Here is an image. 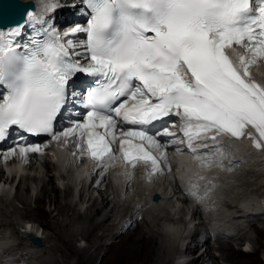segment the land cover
Instances as JSON below:
<instances>
[{"label":"snow or ice","instance_id":"obj_1","mask_svg":"<svg viewBox=\"0 0 264 264\" xmlns=\"http://www.w3.org/2000/svg\"><path fill=\"white\" fill-rule=\"evenodd\" d=\"M80 11L87 26L63 36L51 26L25 34L27 23H0V143L14 137L0 155L41 153L24 134L78 138L79 151L106 174L118 141L124 161L149 164L152 175L173 145H185L203 167H224L225 136L264 150V85L251 76L264 62V0H84ZM77 33L86 39H66ZM78 74L95 78L82 97L72 89ZM78 101L86 113L73 114ZM170 116L182 121V138ZM65 119L70 126L57 135ZM208 140L210 155L196 146L208 148Z\"/></svg>","mask_w":264,"mask_h":264},{"label":"rangeland","instance_id":"obj_2","mask_svg":"<svg viewBox=\"0 0 264 264\" xmlns=\"http://www.w3.org/2000/svg\"><path fill=\"white\" fill-rule=\"evenodd\" d=\"M4 163L7 164L6 161ZM15 164L17 165L16 171L20 170L21 172L19 171L16 173L15 170L12 171L14 174H18L19 177L15 180V182H12L10 184L7 183L6 185L5 183H2L4 184V189L9 188L8 185L10 186V188H13V191L11 189L5 190V192L7 190L12 191V195L8 194L10 193V191H7L6 193L0 191V193H3V196L2 194H0V197H2L0 198V232L5 231L3 233H0V236H3L4 233H9L13 238H15L14 242L16 245L23 243L24 245L21 247V250L30 253V255L33 256L32 258L35 259L38 264H87L86 261L88 257L93 255L95 264H123L130 262V258H128L130 256H127V254L124 253L123 254L125 256H122L124 259H121V257L119 259V252L121 253L122 251L121 245H118L119 247L117 248L114 246L111 248L113 250H109V245L113 242V240H116V238L108 236L109 232H107L106 229L109 225H118L121 217L127 214L129 210L128 208L132 203V199L120 198L119 201H114L113 198L112 200L116 202L117 205L113 207L114 202H110L107 208H104L106 205L102 204L101 195L104 186L99 187L97 186L98 183L96 182L91 184V181L89 180L87 183L86 181H79V183H82L78 187L77 184L75 185V183H73L74 177L72 175V172L75 170L74 168L67 169V171H65V175L61 176L58 172L47 174V171L42 166L41 162H36L34 159H23L19 163L15 161ZM26 169V172L23 171ZM9 174L10 173H6L5 178ZM22 175H25V179H22L21 182L20 176ZM258 177L256 176V182L254 183L252 181L250 183V186H244L242 189L239 187L238 194L241 195L247 191L253 190L254 188L260 190L259 192L257 191L258 193H256L255 196H258V199L262 198L261 195H264V176ZM49 179L53 180L52 184L55 186V190H52L51 182L48 181ZM163 179L164 178L162 177V181L160 183L159 181H156L152 185L155 187H162L164 185ZM107 182L109 183L108 179ZM12 185H15V189ZM44 187H47L48 193L45 196H42L41 194ZM113 189H115V187H113ZM224 194L225 193H222L221 195ZM230 194L234 195L233 190H231L230 193L227 194V196H230L229 199L231 201H234L235 199L233 200V196ZM55 196L59 197L60 199V203L57 206L54 203L49 202V199ZM255 196L252 195V197H254V200L250 202L253 208L258 207V203L256 202V200L258 199H256ZM22 200L28 201L29 209L42 210L45 213V216L39 217L37 212L26 213L24 209L26 207L23 205ZM39 204H42V206H40ZM67 205L70 206V208L67 207L68 211L66 213L64 212L63 215H58L60 207ZM174 206H177V209L175 210L176 214L181 217V215H183V210L186 209V204L181 203L179 199L175 198L172 201L166 202V205L162 207L163 212L161 213V215H165V213L167 214L170 209H173ZM97 209L102 210V214L100 212L99 214L95 213V210ZM153 212L149 209L144 213L145 220H143L140 224L142 233L137 234V228L136 231L135 228L131 229V235H128L129 238L126 237L120 243L125 246L127 242H132L133 238L137 236L141 242H145V244H151L150 242H157L156 238H154L155 236L165 246L164 248V246L159 245L160 254L159 257L155 259V263L157 262L156 264H158L159 262V264H175L173 262L179 252V242L175 238L173 239L170 234L165 229H163V227L161 226V220L155 221V219H153ZM90 213H93L94 216ZM89 216H91L92 218ZM105 219H108V221L105 222ZM24 223H30V226L34 229V231H37L39 229L43 230V242L39 247L32 246L31 242L24 238L25 235L21 231L24 230ZM256 224L257 228H251L249 226L248 230L245 232L240 229V236L246 240V248L250 250L249 252L257 249L260 250L259 256L263 262L264 245L261 247L258 246L257 241L259 240L258 228L263 229L264 222L259 221L256 222ZM93 226L96 227L93 228ZM113 228L114 230H116V226H113ZM205 232L206 235H209V231L207 229L205 230ZM135 233L137 235H133ZM62 238L64 239V241ZM146 239L148 242L146 241ZM117 241L119 242L120 239L118 238ZM68 242L73 243L72 248L69 247ZM117 243L115 242V244ZM220 243H231V245L235 247L234 249L238 251L242 246V243H236L234 239H223L220 237H218L216 240L209 239L208 245L212 246V253L214 252L216 257L218 258L220 256V252L217 251V247ZM4 246V244L0 243V247ZM205 246L204 244H200V246L195 249L194 253H197L199 255L201 253H204ZM145 249L146 246L144 247L143 252H146ZM225 250L228 254L231 253L228 248H225ZM77 252L82 253V256H78ZM194 255L195 254H189L188 256H186V259L192 258ZM241 257L242 258L240 259L249 258V256L245 255H242ZM117 258L118 260H116ZM233 258V256L230 257V259ZM205 260H207V257H203L201 263H204ZM119 261L122 262L120 263ZM250 262L255 264L254 258H252ZM219 263L229 264L227 262H223L222 259H219ZM230 264L232 263L230 262Z\"/></svg>","mask_w":264,"mask_h":264},{"label":"bare ground","instance_id":"obj_3","mask_svg":"<svg viewBox=\"0 0 264 264\" xmlns=\"http://www.w3.org/2000/svg\"><path fill=\"white\" fill-rule=\"evenodd\" d=\"M23 1H28V0H23ZM48 1L49 0H46V2H48ZM46 2L42 3V4H46ZM42 4L40 3L41 8L43 10L46 9L45 6ZM68 7H69L68 10H71V5ZM76 8H78V7H76ZM252 78L254 80L258 79V80H260V82H264V64L260 65L259 69L255 72V75ZM220 142L225 143V144H222L223 145L222 149L226 154L231 155L235 158L241 157L240 161L237 160L238 162L236 165H233L230 159H228V160L223 159L224 167H219V166H216L215 164L211 167H203L201 165L200 161L197 160L194 155H192V157H193V159H192V158H189L187 156V154H185V153H182V152L172 153L171 152L168 156L169 159L167 158V161L165 162V166L166 167L170 166V164H172V162L177 163L178 164L177 165V172L179 173V175L185 176V179L187 182H190L191 178L192 179L194 178L195 181H197V183L199 184L198 181L200 180V176H202V174L205 175L206 178H210L211 181H209L207 179H205L203 181V182H205V184L209 185V187H208L209 191H207V194L203 192L205 188H200V191L202 192V194L204 196V198H201V202H203L204 205H211V204L215 205V206L224 205V203H226L230 200L229 199L230 196H227V194H229L230 191L233 190L234 195H232V194H230V195L234 196L233 200L234 199L235 200L231 201L232 203L230 204L229 208L230 209H237L239 207V203H240V201H239L240 197L238 196V193H239L238 188L240 187L242 189L244 186L248 187V186H250V183L252 181L255 183L256 182V176L257 177L258 176H261V177L264 176V153H262V154L261 153L260 154H256V153L251 154L249 146L247 145V142H235V141L230 140L227 137H224ZM228 142L233 143L234 145L227 144ZM196 146H200V144H197ZM202 152H204V150H202ZM55 154H56L55 157H51V156L48 157V154H46L45 157L42 156V161H40V162H43L42 166L47 171V174L56 173V172L61 171V170L67 171V169H73L74 168L75 170L72 172L73 173L72 175L74 177L73 183H75V185L77 184L78 187L82 183V182L79 183V181H86V183H87L90 180V178H92L91 184L96 182V183H98L97 186H99V187L104 186V189L103 190L101 189L103 191V192H101L102 204L106 205L104 208H107V206L110 204V202L113 203L114 201H119L120 198L123 199V196H125L126 199H129V198L132 199L131 201L133 203L134 202H136V203L142 202V203L146 204L147 200L145 198V194L143 192L138 193V191L139 190L140 191H149L150 190V184L152 187H154L152 184L156 181H159V183H160L162 181V177L165 179L166 174H167V173H165L161 177H158L155 174L149 175L148 174L149 172H147L143 178L136 177L135 180L132 182V185H131L132 189H134V187H138V190L136 192H133V193L126 192L125 193L126 189H124L123 185L127 182V179H126L127 177L125 179L121 180L122 177H120V175H121L122 171L120 169H122V167H123L122 165L115 162L114 164H118V165L111 170V171H118L119 172V173H116L119 175L114 174L112 176L114 179H116V181L114 182L116 187H115V189H113L112 184L110 183V181H109V183L107 182V176L104 175L103 173L98 174L90 166H87L84 171L80 170L81 167L75 166L74 163H72L73 155L67 157V155L65 153L60 152V151L55 152ZM68 154L71 155V153H68ZM208 154L210 155L212 153L208 152ZM8 157H10V156H8ZM32 158L34 160L35 159L37 160L36 157H32ZM0 160H1V158H0ZM6 166H7L8 172L10 174L5 178L6 172L2 168L3 167L2 163H0V191L4 192V193H6L7 191H10V190H7L5 192L6 189L12 190L13 188L12 187L10 188V186L8 185L9 188L4 189L5 187L3 186L4 184H2V183H5L7 185V183L10 184L12 182H15V180L19 177V175L14 174L12 170H15L16 173L20 171L19 169H18L19 171H16L17 165L15 164V159L13 160V162L10 161ZM18 168H19V165H18ZM187 170L189 171L188 173H187ZM23 171L26 172L27 169L23 170ZM86 174H89V175L87 176ZM60 175L62 176V174H60ZM123 176L124 177L126 176V172L123 173ZM22 179L23 180L25 179V175L20 176L21 182H22ZM246 180H248V181H246ZM9 181H11V182H9ZM48 181L51 182L52 190H55V186L52 184L53 180L49 179ZM201 182L202 181H200V183ZM12 186L15 189V185H12ZM213 186H215V188H213ZM90 187H91V185H90ZM241 189H240V191H241ZM12 191H10V193H8V194L12 195V193H11ZM228 191H229V193H228ZM257 191L259 192L260 190L253 188V190H250L247 192L244 191L245 193H243V194H245V195H242V196L245 197L246 199H244L241 203L243 206H246L245 208H247V201H245V200H248V199H249V201L254 200L253 199L254 197H252V195L255 196V194L258 193ZM248 192H249V194H248ZM250 192H253V193H250ZM47 193H48V189H47V187H44L41 195L45 196ZM222 193H225V194L221 195ZM0 194H2V196H3V193H0ZM197 194H199V192ZM4 196H5V194H4ZM134 197H136V198H134ZM261 197L262 198L258 199V196H257L256 199H258V200L255 199L256 202L258 203V205H261L264 202V195H261ZM0 198H2V197H0ZM113 198H114V201L112 200ZM22 202H23V205L26 207V208H24L26 213L37 212L39 217L45 216V213L42 210H39V209L38 210H35V209L31 210V209H29V207H28L29 203L27 200H22ZM49 202L54 203L57 206L60 203V199H59V197L55 196L53 198H50ZM133 203H132V205L130 204V206H129L131 210L134 206ZM181 203H183V202L181 201ZM39 205L42 206V204H39ZM116 205H117V203L114 202L113 207ZM190 206H192V204H190ZM67 207L70 208L69 205L61 206L58 215L59 214L63 215L64 212L66 213L68 211ZM155 207L149 208L150 211H152V212L154 211L152 213V215L154 214L153 219L161 220L162 216L160 214L163 212V209H162L163 206L160 205L156 208ZM186 208L189 209L187 206H186ZM173 209H174L173 211L176 212L175 210L177 209V206H174ZM101 211L102 210L97 209V210H95V213L99 214V212L101 213ZM111 212H112V210H111ZM130 212H132V211H130ZM130 212H129V214H130ZM217 212H218L219 221L221 223H223V222L226 223L225 220L230 214L228 212H226L224 210V208H221L220 210L218 209ZM184 214H185V212L183 211V215ZM91 215H93V213ZM95 216H96V214H95ZM126 216L127 215L121 217V219L119 220V223L122 222ZM166 216H167V214H166ZM166 216H165V218H166ZM89 217H91V216H89ZM107 221H108V219L107 220L105 219V222H107ZM164 222H165V226L170 231H173V230L177 231V229L179 228L177 226L181 225L182 223L184 224V222L180 221V223H178V225L175 226L174 224H172V222L170 220H168V221L164 220ZM231 225L232 224H230V222H228L226 224V226L228 227L229 230L233 229ZM256 225L257 224L253 223V224H250V227L253 228V227H256ZM113 226H116V225L113 224ZM113 226L109 225L108 228L106 229V231L109 232L108 236H112L113 238H116V240H113V242L109 245V250L110 251L113 250L111 248L114 246L117 248V247H119L118 245H121L122 251H121V253L119 252V259H120V257L122 259L125 256L124 254H127V256L128 255L130 256V257H128V258H130L129 259L130 262L129 263H123V264H156L157 263V262L155 263V259L157 257H159V254H160L159 247L164 246L158 240L157 237L154 236V238H156L158 244L156 241H155V243L149 241L151 244H145V242H141L139 240V238L136 236L133 238V241L131 240L132 242H127V243L125 242L126 245L124 246L120 242L122 240H124L126 237H128L129 234L131 235L130 231L123 233L122 235L115 236L118 233L116 232V230H114ZM140 226L141 225H138V223H136L135 231L137 228V232H136L137 234L142 233V229H140ZM184 226H185V224H184ZM95 227L96 226H93V228H95ZM197 229H199V230L191 237V240L189 241V243L187 244L186 249H185V255L186 256H188L189 254L190 255L195 254V255L192 258H190L189 262L186 264H205V263H201V260L203 257H207V264H220L219 259L220 260L222 259L223 262H227L229 264H230V262L232 264H253L250 262V260H252V258H254L255 264H264V261L262 262V260L259 256V252H260L259 249L254 250L252 252H245L242 248L241 249L239 248V251H238V250L234 249L235 247L233 245H231V243H220L219 246L217 247V251L220 252V256H219V258L216 257L214 252L212 253V249H213L212 246L208 245L209 237L207 236L208 234L206 235L204 228L202 226H199ZM213 229H214L213 231H218L219 228H217V226H215V227H213ZM181 230H182L181 233L185 232L183 229H181ZM3 232H5V231H3ZM3 232H0V233H3ZM136 233L133 235H137ZM258 235H259V240L257 241V244H258V246L261 247L264 245V228L263 229L258 228ZM149 236H153V235H149ZM118 238L120 239L119 242L117 241ZM14 239L15 238H13L9 233H4L3 236H0V243L5 245L4 247H0V251H5L6 253H11L16 248H21L24 245L23 243H20L19 247H13V246L11 247V244L14 242ZM243 240H245L243 237H239V238H236L234 241L236 243L237 242L239 243V242H242ZM63 241H64V239H63ZM146 241H147V239H146ZM115 242L116 243L118 242V243L115 244ZM68 243H69V247L72 248L73 243L72 242H68ZM200 244H204V246L205 245L206 246H205L204 253H201L199 255L197 253H194V251L197 247L200 246ZM145 246H146V249H145L146 252H143ZM260 247H258V248H260ZM164 248H165V246H164ZM225 248L226 249L228 248L231 251V253L228 254L227 251L225 250ZM32 255H34V254H32ZM77 255L81 257L82 253L77 252ZM242 255L249 256V258L248 259H246V258L240 259V258H242L241 257ZM93 256L88 257V259L86 261L87 264H95ZM231 256H233L234 258L230 259ZM116 260H118V258ZM245 260H247V261H245ZM1 261H3V257L1 258ZM12 262H13V260H12ZM119 262L121 263L122 261H119ZM158 264H159V262H158Z\"/></svg>","mask_w":264,"mask_h":264},{"label":"water","instance_id":"obj_4","mask_svg":"<svg viewBox=\"0 0 264 264\" xmlns=\"http://www.w3.org/2000/svg\"><path fill=\"white\" fill-rule=\"evenodd\" d=\"M34 7V3L31 1L3 0V14L2 17H0V23H2L5 27L15 25L17 22L21 24L26 19L24 13ZM159 199V195H156L155 201H159ZM31 241L36 246H40L42 244V240L39 237L32 238Z\"/></svg>","mask_w":264,"mask_h":264}]
</instances>
